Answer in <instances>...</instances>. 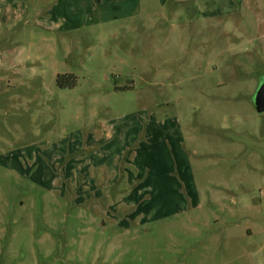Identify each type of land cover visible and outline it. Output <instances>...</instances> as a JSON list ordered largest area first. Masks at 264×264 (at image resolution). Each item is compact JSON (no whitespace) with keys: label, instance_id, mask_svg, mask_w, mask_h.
<instances>
[{"label":"rangeland","instance_id":"obj_1","mask_svg":"<svg viewBox=\"0 0 264 264\" xmlns=\"http://www.w3.org/2000/svg\"><path fill=\"white\" fill-rule=\"evenodd\" d=\"M140 7H0V264H264V0Z\"/></svg>","mask_w":264,"mask_h":264},{"label":"crops","instance_id":"obj_2","mask_svg":"<svg viewBox=\"0 0 264 264\" xmlns=\"http://www.w3.org/2000/svg\"><path fill=\"white\" fill-rule=\"evenodd\" d=\"M143 0H0V7L7 18L21 16L27 12L36 18L46 20L53 37L48 50L53 58L57 56L56 35L66 36L85 29L120 20H130L141 14ZM181 1V0H177ZM199 1V0H198ZM227 2L230 0H226ZM115 171V169H112Z\"/></svg>","mask_w":264,"mask_h":264},{"label":"water","instance_id":"obj_3","mask_svg":"<svg viewBox=\"0 0 264 264\" xmlns=\"http://www.w3.org/2000/svg\"><path fill=\"white\" fill-rule=\"evenodd\" d=\"M241 1V0H239ZM255 107L259 114L264 113V83L259 88L255 95Z\"/></svg>","mask_w":264,"mask_h":264},{"label":"trees","instance_id":"obj_4","mask_svg":"<svg viewBox=\"0 0 264 264\" xmlns=\"http://www.w3.org/2000/svg\"><path fill=\"white\" fill-rule=\"evenodd\" d=\"M75 84H76V83L73 81V82H72L70 85H68V86H69V87H74ZM59 85L62 86V87L64 86V85H62L61 78H59Z\"/></svg>","mask_w":264,"mask_h":264}]
</instances>
